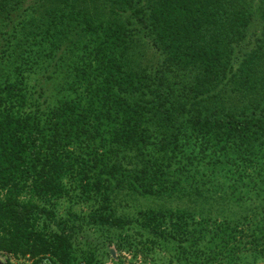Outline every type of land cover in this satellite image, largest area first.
<instances>
[{"label":"trees","instance_id":"16d2710c","mask_svg":"<svg viewBox=\"0 0 264 264\" xmlns=\"http://www.w3.org/2000/svg\"><path fill=\"white\" fill-rule=\"evenodd\" d=\"M0 251L264 264V0H0Z\"/></svg>","mask_w":264,"mask_h":264},{"label":"built area","instance_id":"2783aa9c","mask_svg":"<svg viewBox=\"0 0 264 264\" xmlns=\"http://www.w3.org/2000/svg\"><path fill=\"white\" fill-rule=\"evenodd\" d=\"M14 258H15L14 256L0 251V262H1V264H16V262L14 261ZM32 264H33V262H32ZM36 264H50V260L46 256V257L39 259Z\"/></svg>","mask_w":264,"mask_h":264},{"label":"rangeland","instance_id":"374dc122","mask_svg":"<svg viewBox=\"0 0 264 264\" xmlns=\"http://www.w3.org/2000/svg\"><path fill=\"white\" fill-rule=\"evenodd\" d=\"M111 248H112V254L116 256L117 255L116 251L114 250L113 247ZM14 261L16 262V264H32L33 262V260L28 258H16V257L14 258Z\"/></svg>","mask_w":264,"mask_h":264},{"label":"water","instance_id":"95a60500","mask_svg":"<svg viewBox=\"0 0 264 264\" xmlns=\"http://www.w3.org/2000/svg\"><path fill=\"white\" fill-rule=\"evenodd\" d=\"M0 264H1V262H0Z\"/></svg>","mask_w":264,"mask_h":264}]
</instances>
